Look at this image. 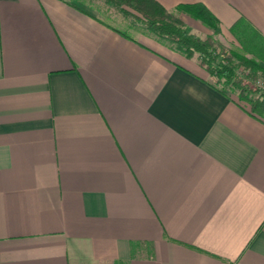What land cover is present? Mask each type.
<instances>
[{
	"label": "crops",
	"instance_id": "obj_1",
	"mask_svg": "<svg viewBox=\"0 0 264 264\" xmlns=\"http://www.w3.org/2000/svg\"><path fill=\"white\" fill-rule=\"evenodd\" d=\"M155 1L264 36V0ZM119 31L81 0H0V264H264V120Z\"/></svg>",
	"mask_w": 264,
	"mask_h": 264
},
{
	"label": "trees",
	"instance_id": "obj_2",
	"mask_svg": "<svg viewBox=\"0 0 264 264\" xmlns=\"http://www.w3.org/2000/svg\"><path fill=\"white\" fill-rule=\"evenodd\" d=\"M116 6L126 18L135 24L144 26V31L155 36L157 41L170 50L193 59L198 55L200 65L211 76L223 81L225 90L215 85L223 93L237 97L239 103L253 116L264 120V90L256 82H264V36L245 19H240L231 28V34L241 46V50L233 53V59L224 58L213 47L212 38L202 39L192 33L191 28L180 17L188 15L191 19L202 23L214 32L221 34L220 22L202 4L179 5L174 12L168 11L155 0H105ZM124 5L131 7L142 17L130 13ZM139 26V25H138ZM127 37L129 34L119 31ZM251 55L252 57H248Z\"/></svg>",
	"mask_w": 264,
	"mask_h": 264
},
{
	"label": "rangeland",
	"instance_id": "obj_3",
	"mask_svg": "<svg viewBox=\"0 0 264 264\" xmlns=\"http://www.w3.org/2000/svg\"><path fill=\"white\" fill-rule=\"evenodd\" d=\"M81 1L84 4H86L93 12H95V14H97L101 18L107 20L109 23L113 24V26L119 28L121 31L129 34L130 36H133L134 38H137V39L138 38L139 39H145V37H152L153 39L156 40L155 36L144 31V29H145L144 26H140V23L135 24V25H137V27L133 26V24H132L133 21L131 20V18L124 17L119 12V9L116 6L107 4L105 2V0H81ZM124 8L132 14H135L139 17H142L139 13L134 11L131 7L124 5ZM174 13L178 14L177 12H174ZM185 15L186 14H181L180 17L185 22V24H187V22L189 24L190 21H188V19ZM193 26L198 27L194 34L200 36L202 39H207L208 37L212 38L211 40H212L213 47L216 49V51L218 53H221L224 58H230V59L232 58L233 59V53L234 52L238 53L241 50V48H240L241 46L239 45V43H237L235 38H233L232 36L224 37V36H221V34L220 35H214V32L204 25L198 26V25L193 24ZM157 42L160 43V41H157ZM160 44L163 45L162 43H160ZM163 46H165V45H163ZM165 47H167V46H165ZM195 57H198V55H195L193 58H195ZM248 57L251 58L252 56L248 55ZM207 76L212 83L219 86L221 89L225 90L228 94H232L227 90L223 81H219L218 78L211 76L209 73H207ZM258 81L256 82V85L259 88H261L262 90H264L263 81H260V82H262L261 84H263V85H259Z\"/></svg>",
	"mask_w": 264,
	"mask_h": 264
},
{
	"label": "built area",
	"instance_id": "obj_4",
	"mask_svg": "<svg viewBox=\"0 0 264 264\" xmlns=\"http://www.w3.org/2000/svg\"><path fill=\"white\" fill-rule=\"evenodd\" d=\"M261 83H262V82L258 81V84H259V85H263V84H264V82H263V84H261Z\"/></svg>",
	"mask_w": 264,
	"mask_h": 264
}]
</instances>
